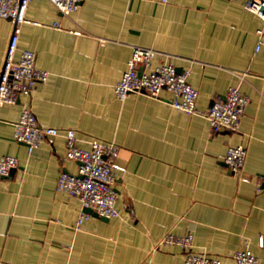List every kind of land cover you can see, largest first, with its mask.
Here are the masks:
<instances>
[{
	"label": "crops",
	"instance_id": "crops-1",
	"mask_svg": "<svg viewBox=\"0 0 264 264\" xmlns=\"http://www.w3.org/2000/svg\"><path fill=\"white\" fill-rule=\"evenodd\" d=\"M19 27L18 52L36 55L49 74L30 96L0 108V158L16 169L0 183V264H183L167 234L191 235L192 250L236 264L248 250L264 264V27L242 0H82L62 14L50 0H30ZM13 24L0 18V71ZM157 52L152 65H173L197 91L203 113L229 88L249 99L237 132L214 134L201 115L160 98L114 87L133 47ZM29 108L39 124L119 147L114 161L118 218L91 215L76 228L80 201L57 190L61 173L75 175L61 133L31 154L14 139L13 124ZM247 155L239 174L221 161L230 147Z\"/></svg>",
	"mask_w": 264,
	"mask_h": 264
},
{
	"label": "built area",
	"instance_id": "built-area-1",
	"mask_svg": "<svg viewBox=\"0 0 264 264\" xmlns=\"http://www.w3.org/2000/svg\"><path fill=\"white\" fill-rule=\"evenodd\" d=\"M82 0H50L62 14L77 10ZM157 4H166L170 0H146ZM243 8L256 14L264 21V0H242ZM30 0H0V18L13 24L5 60L0 71V108L13 105L20 96H30L38 84L46 83L49 74L36 67L35 53L22 50L18 52L19 27L28 22L26 11ZM264 46V27L257 33L256 51ZM156 51L133 47L127 71L114 87V94L120 101L129 94H146L160 98L162 92L170 95L169 104L188 115H201L209 123L212 133L237 132L240 128L249 99L237 88H229L223 100L215 101L207 111L201 113L196 108L197 91L188 83L187 75L178 73L171 64L152 65ZM13 136L17 142L24 143L27 153L39 146L45 138H54L61 133L65 138V159L78 163L77 174L61 173L57 181V190L77 198L83 211L75 227L93 214L101 218H118L120 211L116 207L115 191L116 167L114 161L119 147L112 142L93 139L88 149L77 146L76 132L71 129L60 130L39 124L29 108H23L18 120L13 124ZM247 151L242 146L230 147L221 161L232 174H239L245 164ZM18 160L13 156L0 158V183L16 169ZM90 210L91 213L85 212ZM191 235H165L158 246L174 244L184 252L183 264H222L221 260L192 250ZM236 264H258L257 257L248 250L235 252L232 256Z\"/></svg>",
	"mask_w": 264,
	"mask_h": 264
},
{
	"label": "water",
	"instance_id": "water-1",
	"mask_svg": "<svg viewBox=\"0 0 264 264\" xmlns=\"http://www.w3.org/2000/svg\"><path fill=\"white\" fill-rule=\"evenodd\" d=\"M11 172H12V171H11ZM85 212H87V213H91L90 210H88V209H86ZM92 215H93V216H97V215H95V214H93V213H92ZM97 217H98V216H97Z\"/></svg>",
	"mask_w": 264,
	"mask_h": 264
}]
</instances>
